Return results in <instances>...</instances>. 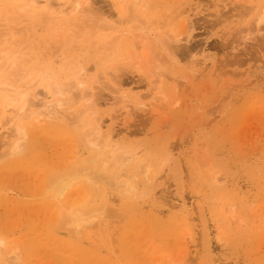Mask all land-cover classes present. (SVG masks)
Segmentation results:
<instances>
[{
  "label": "rangeland",
  "instance_id": "1",
  "mask_svg": "<svg viewBox=\"0 0 264 264\" xmlns=\"http://www.w3.org/2000/svg\"><path fill=\"white\" fill-rule=\"evenodd\" d=\"M34 1L0 0V264H264V0Z\"/></svg>",
  "mask_w": 264,
  "mask_h": 264
},
{
  "label": "bare ground",
  "instance_id": "2",
  "mask_svg": "<svg viewBox=\"0 0 264 264\" xmlns=\"http://www.w3.org/2000/svg\"><path fill=\"white\" fill-rule=\"evenodd\" d=\"M35 1L34 0H31V3H34ZM90 3V2H89ZM29 4H30V1H29ZM86 5V7L84 6V5ZM31 5V4H30ZM83 5V6H82ZM32 6V5H31ZM84 7L85 8H87L88 7V0H74V2H73V10H72V12L73 13H79L80 15H82L81 14V12L82 11H84ZM72 13V14H73ZM48 21H55V19L54 18H49L48 19ZM172 32V30H169L168 31V33L169 34H172L171 33ZM15 63H12V65H11V73L10 74H12V76L14 75L15 76V74L16 73H18V71H19V73H20V69H19V66L18 67H15V65H14ZM161 66V65H160ZM2 67V66H1ZM4 67V66H3ZM2 67V68H3ZM2 71V70H1ZM17 76H18V74H17ZM15 77V78H17L16 80H18L19 81V76H21L20 74H19V76L18 77ZM160 75H158V77H159ZM12 79V78H11ZM13 81H14V79H13ZM17 82V81H16ZM55 92L57 93V94H61V90H60V88H58L57 86H55ZM18 101V100H17ZM16 102V101H15ZM58 105H62V102L61 101H57L56 102V104H55V106H58ZM25 106H26V102L24 101L23 102V104L21 105V107L19 108V110H18V112H17V114L19 115L21 112H22V110H23V108H25ZM41 116H43L42 115V113H39V112H30V113H28L27 115H26V117L27 118H35V120L37 121V119H39ZM46 117H49L48 115L46 116ZM41 119V118H40ZM38 120L39 122L41 121V120ZM97 128V127H96ZM20 132H24V130L22 129V128H18V133H20ZM97 133H99V129H96L95 130V133L94 134H92V136H90L89 138H88V143L90 144V145H94L95 144V135L97 134ZM25 136H23V137H19V138H17L16 139V141H14L13 142V144L10 146V148H9V150H8V155L7 156H16V155H18L19 153H21V151L24 149V147H25ZM97 144V143H96ZM99 145V144H98ZM97 145V146H98ZM104 145V143L101 145V146H103ZM100 147V146H99ZM112 148V147H111ZM124 155H126V154H124ZM4 156V155H3ZM3 156H1V157H3ZM5 156H6V153H5ZM122 157H124L123 155H122ZM135 157L134 156H129V157H124L123 158V160H121V162L122 163H124V164H126V163H128V162H130V161H132L133 159H134ZM106 164V161H104V164L103 165H105ZM146 169V168H145ZM149 169V168H148ZM147 171V170H146ZM147 173V172H146ZM95 176H98V174H94L91 170H84V171H81V170H75L72 174H69V175H65V176H63V177H58V178H56V177H54L53 178V182L51 183V185H50V188H51V192L53 193V197L54 198H58V199H61L66 193H67V191L69 190V188L72 186V184L74 183V182H80V181H82V180H87V181H89V182H92L93 181V179H94V177ZM92 177V178H91ZM101 180V179H100ZM95 183V182H94ZM93 183V184H94ZM98 183V181H96V184ZM124 184V183H123ZM95 185V184H94ZM93 186V185H92ZM132 187V186H131ZM131 189V188H130ZM127 191V190H126ZM126 193V192H125ZM90 202V201H89ZM104 204L106 203L105 202V200H104V202H103ZM91 205H90V210L89 211H87V213H85V215H83V214H81L80 213V215L79 214H77V216H76V214L75 213H79V212H75V213H73L72 211H70V212H68V214L70 215V221L68 220V222L66 223V225L67 226H69V227H71L72 229H74V230H76V231H79L81 228H82V226L85 224V223H91V222H93L96 218H98V214H99V211L100 210H102V207L100 206V208H93V202H91L90 203ZM104 206V205H103ZM105 208V207H104ZM104 210V209H103ZM102 210V211H103ZM101 213V212H100ZM1 246H3V241H0V247ZM13 252V251H12ZM11 252V253H12ZM11 253H10V255L5 259L6 260V264H10V262L12 261L11 259H10V256H13L14 257V255H11ZM12 257V258H13ZM3 262V261H2Z\"/></svg>",
  "mask_w": 264,
  "mask_h": 264
}]
</instances>
